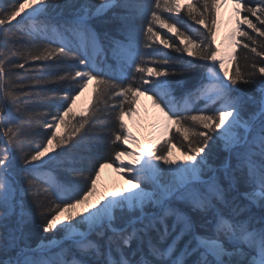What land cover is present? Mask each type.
<instances>
[{
    "label": "snow or ice",
    "instance_id": "6c2138e0",
    "mask_svg": "<svg viewBox=\"0 0 264 264\" xmlns=\"http://www.w3.org/2000/svg\"><path fill=\"white\" fill-rule=\"evenodd\" d=\"M226 5L233 27L218 40ZM61 9L58 0L0 3V264H264V0H189L188 18L204 29L195 34L178 27L181 0H164L163 7L161 0H92L70 19ZM109 12L118 34L101 38L91 21ZM157 26L180 45L162 38ZM25 31L54 46L14 49ZM157 41L180 56L155 48ZM16 55L24 63L10 59ZM29 60L53 61L43 69L68 65L55 81L67 90L48 97L56 110L43 123L21 107L31 93L14 70ZM195 69L203 71L189 87L185 76ZM89 84L91 107L77 119L74 107ZM141 98L155 110L146 146L125 122L139 115ZM97 124L102 135L89 137ZM41 127L50 134L36 143ZM92 139L106 141L109 158L87 174L60 159ZM54 164L65 172L59 181L44 171ZM14 167L26 172L23 184L12 179ZM109 167L127 187L98 184ZM33 213L41 231L59 234V241L26 243L23 226ZM154 232L171 243H153ZM179 241L191 259L173 258ZM101 242L107 259L96 260Z\"/></svg>",
    "mask_w": 264,
    "mask_h": 264
},
{
    "label": "trees",
    "instance_id": "16d2710c",
    "mask_svg": "<svg viewBox=\"0 0 264 264\" xmlns=\"http://www.w3.org/2000/svg\"><path fill=\"white\" fill-rule=\"evenodd\" d=\"M12 0H0V3L2 4H10ZM58 2L62 5L61 9V16L63 19H70L76 9H78L81 5L85 3H91L92 0H58ZM249 3H254L255 0H248ZM192 3H196V0H194ZM161 5L163 7L164 0H161ZM164 17H168L171 19L169 13H162ZM179 16H181L183 19L179 22L178 27L181 28V30H184L185 28L189 29L194 34L196 32H204V29L202 26L195 24L192 20L188 18L187 13V6L183 8V10L180 12ZM254 19V18H253ZM93 29L101 36L105 33H109L112 35L118 34V21L114 19V14L109 12L99 18H96L91 21ZM10 27V26H9ZM162 38L169 39L170 41H175L177 45H180V39L177 38L175 35H170V32L166 28H160L159 26L155 29ZM251 31V30H249ZM253 35H255L253 33ZM45 45L48 46H54L50 44L48 40H45L42 37L37 36H29L27 34V31H25V34L22 38L17 37L16 42L13 43L12 47L14 49H18L21 52L30 51L34 49H42ZM155 48L160 49L163 52L169 53L173 57H179V53L172 52L171 49H165L163 47V44L157 41L154 44ZM182 47V45H181ZM151 51V50H146ZM237 51L240 53V64L243 67L245 64V61L243 59L244 50L242 48L237 49ZM10 59L17 60L21 63H24V60L21 55L16 56H10ZM191 59L190 57H187L186 55L183 56V60ZM52 64L53 61H47V62H33L29 60L27 63H25L24 69H15L17 73H19V78L23 80L24 85V91H27L31 93V98L27 100L26 104H22V108H26L27 112L25 113V116H37L39 114V120L41 123L45 121V119L50 120V115H47L48 113L55 112V107L53 106V102L48 99V97H51L53 94H59L62 95L67 90V85L60 82H55L56 78L59 75H62L68 67L67 64L61 63L59 66L52 67L50 69H43L42 64ZM199 63V62H197ZM232 68V66H231ZM231 70V69H230ZM203 69H195L192 72H189L185 76V84L189 87H194L197 81L199 80V74L202 73ZM37 79H43L50 81L46 84H37L35 81ZM93 99V95H92ZM91 105L88 109H90ZM103 106H101L102 108ZM77 119H80V117H76ZM99 128V124L94 126L93 130H90L88 135L89 137L93 136H99L102 135L99 131L96 129ZM63 129V135H65L66 130ZM40 134L36 135L34 137V141L36 143L42 142L45 139L46 135L50 134L49 130H46L44 128H40L39 130ZM177 136V142L183 143V138L179 136V134H176ZM89 147H77L74 149H71L68 152H64V154L60 157L61 160L65 162V165L72 166L78 169H81L87 174L89 170H91L93 164H98L100 162H103L104 160L109 158V152L106 149V141L104 139H92L88 141ZM35 147V143L32 145ZM115 147V146H113ZM120 147H124L123 145H120ZM57 151H63L62 149H58ZM226 154L221 153L219 156H213L214 166L218 165L220 163V160L224 158ZM44 171L48 172L50 171L52 176L56 177L59 181L61 177L65 175L64 169L61 167H58L57 165H52L50 168L45 169ZM26 172H24L19 167H14L12 172V179L17 182V184H23L24 183V177L26 176ZM37 183H41L42 188L47 187L46 185H43L42 182L38 181ZM240 191L242 192L245 190L244 185H239ZM51 191V189H49ZM242 198V197H241ZM29 202L31 201V197L28 198ZM253 211L257 212L259 211L258 207L253 208ZM41 217L33 213V217L30 221L26 222L24 224V231L27 235L26 243L32 247L35 248L38 244H40L41 240H47L52 239L55 237V239L60 240L59 234H44L40 227ZM169 224H171V221L169 220ZM0 232H2V229H0ZM95 239V237H93ZM151 241L158 246H166L168 243H171V238H162L158 233H153L152 236L149 238ZM132 248L136 247V242L133 241ZM101 248L103 255H95L94 259L96 260H104L107 259V250L103 248V242H101ZM183 248V241H179L174 245L175 249V256L173 258H179L181 260L184 259H191V257L185 258L181 252L180 249ZM58 250V249H57ZM144 251H147V248L145 247ZM0 257H3L2 251H0ZM6 258V257H4ZM79 258V257H77ZM114 259H119L120 256L118 253H113ZM139 258V257H136ZM150 258V257H148Z\"/></svg>",
    "mask_w": 264,
    "mask_h": 264
},
{
    "label": "bare ground",
    "instance_id": "6f19581e",
    "mask_svg": "<svg viewBox=\"0 0 264 264\" xmlns=\"http://www.w3.org/2000/svg\"><path fill=\"white\" fill-rule=\"evenodd\" d=\"M220 16L223 23L218 32V36H217L218 40L221 37H223L233 27L232 6L226 5L222 7L220 9ZM92 89H93V85L89 84V87L84 91V93H87L86 97L89 102L92 101V98L90 101L91 94L93 95ZM78 100H80V98ZM154 114H155V110L151 108L150 101L141 98L139 115L132 117L131 119H128L127 117L125 118V122L128 123L129 128L132 131L133 135H135L137 139L140 140L142 146H146V142L149 138V133L151 131L150 125L152 123ZM176 155L179 156V153H176ZM125 163H127V158H125ZM98 184L101 187L107 189L127 187V185L124 184V181L121 178V176L118 175L117 172L114 171L113 168L111 167L104 168L101 171Z\"/></svg>",
    "mask_w": 264,
    "mask_h": 264
},
{
    "label": "rangeland",
    "instance_id": "374dc122",
    "mask_svg": "<svg viewBox=\"0 0 264 264\" xmlns=\"http://www.w3.org/2000/svg\"><path fill=\"white\" fill-rule=\"evenodd\" d=\"M183 1V2H182ZM194 0H192L193 2ZM188 2L189 0H181V11L183 10L184 7H186L188 5ZM103 16V15H102ZM101 16H98V17H95L93 18L92 20L96 19V18H99ZM173 18V17H172ZM242 27H246V26H242ZM170 35H174L172 32H170ZM230 67V66H229ZM231 69V68H230ZM93 91V89H92ZM87 93H84L82 96H80V100H77L76 102V105L74 107V112L77 113V117H80L78 114L85 110V109H88L89 108V105H90V102L87 100V97H86ZM91 98H92V94H91V97H90V101H91ZM151 105V103H150ZM129 119V118H128ZM60 132V135H63V129L61 127V129L59 130ZM124 147H126L125 145H123ZM55 153H53L54 155ZM57 240V239H56ZM59 241V240H58Z\"/></svg>",
    "mask_w": 264,
    "mask_h": 264
}]
</instances>
